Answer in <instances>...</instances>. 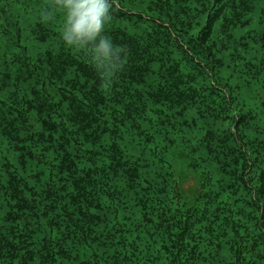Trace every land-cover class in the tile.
Masks as SVG:
<instances>
[{"label":"trees","instance_id":"obj_1","mask_svg":"<svg viewBox=\"0 0 264 264\" xmlns=\"http://www.w3.org/2000/svg\"><path fill=\"white\" fill-rule=\"evenodd\" d=\"M51 5L0 0V264H264V0H119L107 92Z\"/></svg>","mask_w":264,"mask_h":264},{"label":"clouds","instance_id":"obj_2","mask_svg":"<svg viewBox=\"0 0 264 264\" xmlns=\"http://www.w3.org/2000/svg\"><path fill=\"white\" fill-rule=\"evenodd\" d=\"M113 7L119 9V0H52L51 10L42 16L47 21L55 10L63 13L62 40L67 47L85 54L100 75L105 92L111 90L126 63V49L104 34Z\"/></svg>","mask_w":264,"mask_h":264},{"label":"rangeland","instance_id":"obj_3","mask_svg":"<svg viewBox=\"0 0 264 264\" xmlns=\"http://www.w3.org/2000/svg\"><path fill=\"white\" fill-rule=\"evenodd\" d=\"M182 170L185 174H188L185 169H182ZM188 175H189V177L186 179H183L181 181L180 185L183 188V190L185 191L186 195H188L190 198H192L193 191H194L193 189L196 186V181L190 173Z\"/></svg>","mask_w":264,"mask_h":264}]
</instances>
